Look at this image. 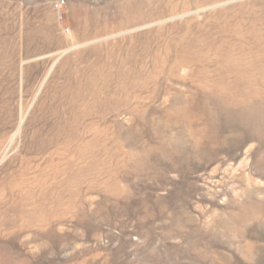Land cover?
Wrapping results in <instances>:
<instances>
[{"label":"rangeland","instance_id":"rangeland-1","mask_svg":"<svg viewBox=\"0 0 264 264\" xmlns=\"http://www.w3.org/2000/svg\"><path fill=\"white\" fill-rule=\"evenodd\" d=\"M128 1L0 0V264H264V0H199L164 37L201 67L120 85L188 42Z\"/></svg>","mask_w":264,"mask_h":264},{"label":"bare ground","instance_id":"bare-ground-1","mask_svg":"<svg viewBox=\"0 0 264 264\" xmlns=\"http://www.w3.org/2000/svg\"><path fill=\"white\" fill-rule=\"evenodd\" d=\"M136 1H137L138 9H135L130 17H128L127 15L133 11L130 9L131 7L130 4L133 5L132 0H129L128 3L126 4L127 6L125 5V7H123L122 9L123 19L121 20L122 23H120L119 26L117 27L118 29H122L127 25L142 24V23L146 24L150 21H155L156 22L155 24H159L161 26L156 30L157 38H163V40H166L170 36V33L173 30H179L180 34L178 36H183L184 37L183 39L185 38L188 39V42H184L182 40L168 41L169 40L168 39L167 40L168 42L166 41L164 45L159 46V48L156 47L155 50H152L153 48L152 46H156L155 44H153L151 47L147 45L141 46L142 48L141 51L149 49V51H151L152 54L148 56L149 58L148 60L146 59L144 60L143 58H139L141 60H136V58L133 57L131 61L126 62L127 63V65L125 66L126 73H124L123 76L120 77V85L122 84V82H126L127 76L139 79L143 74L142 72L144 71V67L148 66L149 62L152 63V67L154 68L155 71H158L160 67L162 71H164L165 70L164 68L167 65H169L170 74L173 76H176L181 71V69L185 67V65L196 66L197 64L199 66L200 63L202 64L203 62L202 60L204 58V52L205 50H207L205 47H207V45L203 44L200 40H198L200 38L195 40H191L190 38H188V36L191 35L190 30L192 28V23L190 21L180 22L178 24L170 26L168 28L169 35L167 37H164L165 29H166L164 24H166L169 20L172 19L174 20L175 18H177V16L180 13L185 15L186 14L185 12H187L191 8V6L198 4L199 0H136ZM132 9H134V7ZM169 15L173 17L167 19L166 17L167 16L169 17ZM155 24L149 23L147 25L151 26ZM183 27L185 29H183ZM94 32L95 34L102 33V26L101 28H98V26L95 27ZM68 33L71 34V31ZM146 37L147 35H140L137 38H135V40L141 42ZM195 48L200 50L202 54L201 55L198 54ZM208 48L212 49V45L208 46ZM248 55L249 54L243 55L234 60L237 61L235 63L236 69L240 70L241 66H243L240 62L242 61L244 62V60L246 61L251 60L248 59L250 58V56ZM246 63H248L246 67H252L253 65L252 61H247ZM204 69L199 68V70H201L199 72L202 73ZM136 81L137 80H133L131 83L136 84L138 82ZM79 94L80 93H78L77 96H79Z\"/></svg>","mask_w":264,"mask_h":264},{"label":"built area","instance_id":"built-area-1","mask_svg":"<svg viewBox=\"0 0 264 264\" xmlns=\"http://www.w3.org/2000/svg\"><path fill=\"white\" fill-rule=\"evenodd\" d=\"M60 6V4L58 5V7Z\"/></svg>","mask_w":264,"mask_h":264}]
</instances>
